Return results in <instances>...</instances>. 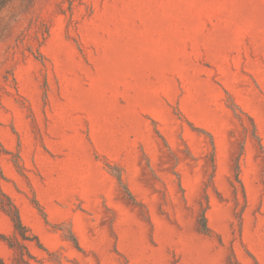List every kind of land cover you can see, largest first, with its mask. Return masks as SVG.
<instances>
[{
  "label": "rangeland",
  "instance_id": "374dc122",
  "mask_svg": "<svg viewBox=\"0 0 264 264\" xmlns=\"http://www.w3.org/2000/svg\"><path fill=\"white\" fill-rule=\"evenodd\" d=\"M0 188L32 264H264V0H11Z\"/></svg>",
  "mask_w": 264,
  "mask_h": 264
},
{
  "label": "trees",
  "instance_id": "16d2710c",
  "mask_svg": "<svg viewBox=\"0 0 264 264\" xmlns=\"http://www.w3.org/2000/svg\"><path fill=\"white\" fill-rule=\"evenodd\" d=\"M10 1L11 0H0V12L2 9L5 8V6ZM211 143L213 147V158H212L213 174H211V181H212L215 171V158H214L215 145L213 138L211 140ZM118 179L120 182H122L120 176H118ZM236 180L241 184L243 188V184L241 182L238 171L236 172ZM0 207L11 218L14 224L13 235H3L0 233V238H2L8 244V246L13 250L12 262L7 263L0 254V264H32L33 261H38L37 257L29 250L26 243L35 242L39 247L44 248L43 244L41 243L39 237L34 233H32L23 223L18 207L15 205L13 200L5 192H3L1 188H0ZM207 209H208V203L205 206L202 205L199 216L200 230L205 234H208L210 232V227L208 225V219H207ZM73 240L76 242L75 237H73Z\"/></svg>",
  "mask_w": 264,
  "mask_h": 264
}]
</instances>
